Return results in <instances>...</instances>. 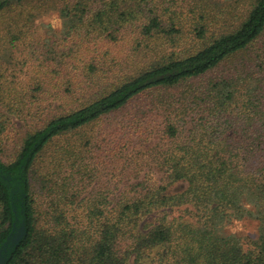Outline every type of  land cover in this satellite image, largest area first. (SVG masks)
I'll use <instances>...</instances> for the list:
<instances>
[{
    "label": "trees",
    "instance_id": "16d2710c",
    "mask_svg": "<svg viewBox=\"0 0 264 264\" xmlns=\"http://www.w3.org/2000/svg\"><path fill=\"white\" fill-rule=\"evenodd\" d=\"M53 1L57 0H0V14L28 3ZM94 1L61 0L56 6L66 19V35L116 41L124 26L143 15L127 0H105L98 6ZM248 1L243 13L227 8L210 13L194 9L186 17L178 10L158 12L155 4L141 33L170 45L171 50L165 46L161 59L105 86L115 70L102 66L100 53L85 60L83 50L91 47L77 51L73 65L78 67L74 63L80 58L83 71L65 82L77 104L47 116L42 125L28 131L12 160L0 156L3 264H264V158L253 150V142L244 153L236 151L227 130L234 110L250 126L264 119V78L257 71L221 75L210 79L205 90L181 94L173 102L176 108L204 116L192 125L183 114L186 111L169 117L164 140L173 139L175 147L158 155L164 180L138 183L133 197L122 198L116 206L91 208L84 229L69 219L68 207L74 201L65 189L78 180L71 169L78 166L82 172V151H71L74 159L64 170L67 177L60 174L61 159H46L58 137L122 109L148 90L191 86L252 48L264 33V0ZM185 20L192 25L184 27ZM185 35H193L200 45L193 50L182 48ZM257 67L262 70L263 64ZM98 84L102 87L87 96ZM0 98L3 101L1 91ZM3 129L0 122V132ZM40 165L47 169L40 179L50 201L44 212L39 211L34 194ZM181 180L188 182L187 189L170 193L169 185ZM186 204L204 212L203 225L169 218L168 208ZM246 216L261 221L259 238L249 251L240 236L226 230L233 220Z\"/></svg>",
    "mask_w": 264,
    "mask_h": 264
},
{
    "label": "rangeland",
    "instance_id": "374dc122",
    "mask_svg": "<svg viewBox=\"0 0 264 264\" xmlns=\"http://www.w3.org/2000/svg\"><path fill=\"white\" fill-rule=\"evenodd\" d=\"M103 1L94 2L98 6ZM60 3L61 0L46 4L28 3L22 8L14 7L0 14V91L3 94V101L0 100V122L4 126L0 132V156L5 161L16 156L21 140L28 131L42 125L47 116L77 104L66 91L65 82L73 73L80 74L83 71L84 62L79 61L80 58L74 63L79 68L73 65L75 54L83 47L93 49H82L85 60L91 54L100 53L102 66L115 70L112 79L102 85L105 86L161 59L165 46L171 50L170 45L156 42L141 33L142 26L148 22L149 11L155 4L158 5V12L178 10L185 12V17L194 9L210 13L227 8L243 13L249 5L248 0H240L238 3L234 0H127L129 5L141 10L143 15L124 26L118 32L116 41H107L95 36L88 39L87 36L66 35V19L56 7ZM21 10H24L23 14ZM190 25V20L184 21V27ZM199 45L200 41L193 35H185L181 46L193 50ZM73 49L75 52H72ZM259 62L263 64L262 70L257 67ZM255 71L256 75L264 78V33L244 54L195 80L191 86L184 84L176 88L148 90L122 109L76 132L58 137L49 146L46 159L50 160V156L52 159H61L62 168L59 171L63 177H67L64 170L67 171L74 159L71 151H82L79 155L82 172L76 169L78 166L71 169L78 180L65 186L71 202L74 201L68 207L69 219L83 228L91 208H103L106 205L113 207L122 198L133 197L140 182L163 181L165 172L158 155L166 154L167 149L175 147L173 139L165 142L163 131L166 130L170 116L174 119L177 118L175 115L186 111L176 108L173 102L185 92L205 90L210 79L232 72L239 74ZM101 87L98 84L94 90L89 89L86 95L93 94ZM186 112L183 114H186L189 125L204 116L192 115L195 112L192 109ZM236 113L237 110H234V113L229 114L232 116L230 125H227L231 144L237 145L236 151L244 153L251 147L249 144L256 143L253 150L264 158V119L260 118L254 126H250ZM182 135L185 136V133ZM259 137L261 141L257 140ZM44 171L47 169L40 165L34 179V194L40 212L47 211L50 204L40 179ZM187 187L188 182L181 180L169 185L168 189L170 193L176 194L185 191ZM166 212L170 219L177 221L199 226L205 221L204 212L191 204L171 207ZM260 224L259 219L246 216L233 220L226 226V230L240 236L245 249L249 251L259 238Z\"/></svg>",
    "mask_w": 264,
    "mask_h": 264
},
{
    "label": "water",
    "instance_id": "95a60500",
    "mask_svg": "<svg viewBox=\"0 0 264 264\" xmlns=\"http://www.w3.org/2000/svg\"><path fill=\"white\" fill-rule=\"evenodd\" d=\"M24 232H21V234L19 235V237H21V235L23 234ZM0 264H3V262L0 260Z\"/></svg>",
    "mask_w": 264,
    "mask_h": 264
}]
</instances>
